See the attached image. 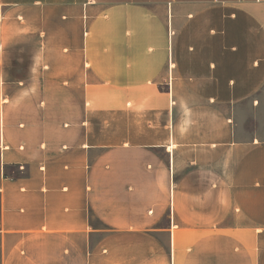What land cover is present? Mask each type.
I'll return each instance as SVG.
<instances>
[{
  "label": "crops",
  "instance_id": "1",
  "mask_svg": "<svg viewBox=\"0 0 264 264\" xmlns=\"http://www.w3.org/2000/svg\"><path fill=\"white\" fill-rule=\"evenodd\" d=\"M249 99L264 0H0V264H264Z\"/></svg>",
  "mask_w": 264,
  "mask_h": 264
},
{
  "label": "rangeland",
  "instance_id": "2",
  "mask_svg": "<svg viewBox=\"0 0 264 264\" xmlns=\"http://www.w3.org/2000/svg\"><path fill=\"white\" fill-rule=\"evenodd\" d=\"M22 22L20 17H16L11 21L12 24V38L18 40L19 36V24ZM45 36V33L43 34ZM43 37V36H39ZM18 67V64H17ZM12 86L11 93L4 97V103L8 106L7 120L11 131L15 130V134L19 133L22 127H25L27 123L34 122L36 119L51 120L52 110L35 112L34 108L40 107L45 109L47 106V99L44 97L36 102L29 98L27 102L26 96L19 93V82L15 79V75L10 81H7ZM44 102V104H43ZM42 113V114H41ZM61 116V115H60ZM237 124L238 130L242 138H257L264 140V103L257 104L253 102V99L247 100L239 107L237 111ZM19 135V134H18Z\"/></svg>",
  "mask_w": 264,
  "mask_h": 264
}]
</instances>
